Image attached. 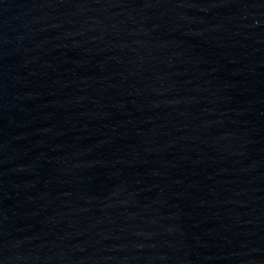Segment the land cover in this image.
Listing matches in <instances>:
<instances>
[{"label": "water", "instance_id": "1", "mask_svg": "<svg viewBox=\"0 0 264 264\" xmlns=\"http://www.w3.org/2000/svg\"><path fill=\"white\" fill-rule=\"evenodd\" d=\"M170 0H0V196L67 131Z\"/></svg>", "mask_w": 264, "mask_h": 264}]
</instances>
